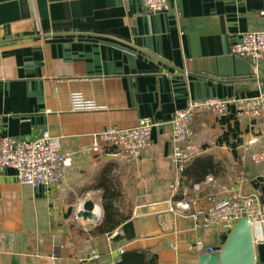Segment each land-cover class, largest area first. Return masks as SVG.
Here are the masks:
<instances>
[{
    "label": "crops",
    "instance_id": "crops-1",
    "mask_svg": "<svg viewBox=\"0 0 264 264\" xmlns=\"http://www.w3.org/2000/svg\"><path fill=\"white\" fill-rule=\"evenodd\" d=\"M262 9L264 0H175L160 12L142 0H0V136L48 132L72 157L52 188L3 171L0 264H116L121 248L148 249L158 264H199L197 240L220 250L229 232L195 228L168 201L176 186L195 183L183 169L197 157L212 164L207 193L264 200V160L252 159L264 148V115L242 118L234 107L222 116L198 113L186 165L174 159L171 119L190 99L264 93V62L255 69L231 52L244 33L264 28ZM74 92L100 108L74 110ZM145 117L158 125L135 162L95 137ZM104 183L120 189L118 204L130 217L97 233ZM95 205L98 222L78 215ZM253 233L255 264H264V229L255 224Z\"/></svg>",
    "mask_w": 264,
    "mask_h": 264
},
{
    "label": "built area",
    "instance_id": "built-area-1",
    "mask_svg": "<svg viewBox=\"0 0 264 264\" xmlns=\"http://www.w3.org/2000/svg\"><path fill=\"white\" fill-rule=\"evenodd\" d=\"M175 0H142L143 7L149 12H160ZM264 17V9L260 12ZM231 52L249 59L257 69L264 62V28L251 30L233 43ZM74 110H96L100 107L87 100L79 92L71 95ZM234 107L239 117L259 118L264 115V93L254 97H208L190 99L185 107L175 111L171 119L173 137V155L178 165H186L191 159L187 152L195 135L194 121L200 112H210L218 116L225 115ZM158 123L149 117L141 118L134 126L119 127L111 125L95 135L100 143H109L117 147L119 155L127 162L139 160L151 144V132ZM255 163L264 160V148L252 155ZM72 157L63 151L62 138L44 132L36 139H20L0 136V176L5 169L15 171L18 180L32 187L52 188L61 183ZM215 179L207 175L201 182H195L190 188L175 187L174 195L181 190L179 199L168 201L169 210L191 219L194 227L207 230L222 228L229 232L235 223L247 217L254 228L260 224L264 229V200L255 193L231 191L228 196L219 197L207 193V187L213 186ZM206 201L203 205L202 202ZM96 210V205L93 208ZM264 240V237H263ZM195 246L199 252L218 253L219 249L197 240ZM123 253L124 249H120ZM93 258L98 254L93 251Z\"/></svg>",
    "mask_w": 264,
    "mask_h": 264
},
{
    "label": "trees",
    "instance_id": "trees-1",
    "mask_svg": "<svg viewBox=\"0 0 264 264\" xmlns=\"http://www.w3.org/2000/svg\"><path fill=\"white\" fill-rule=\"evenodd\" d=\"M197 159L198 157L183 169L184 174L194 177V182L202 181L209 172L208 167H212L211 161L207 160L208 158L204 161H198ZM194 164H198V168L194 169ZM103 189V214L97 225V233L111 232L130 217V213H124L118 204V198L121 196L120 189L117 190L114 186L108 188L106 183H104ZM180 197L181 190L173 196L174 199ZM91 207L92 205L87 204V208ZM121 254L116 264H158L157 257L148 249L124 250Z\"/></svg>",
    "mask_w": 264,
    "mask_h": 264
},
{
    "label": "water",
    "instance_id": "water-1",
    "mask_svg": "<svg viewBox=\"0 0 264 264\" xmlns=\"http://www.w3.org/2000/svg\"><path fill=\"white\" fill-rule=\"evenodd\" d=\"M78 215L84 219L99 221L94 209L83 208ZM199 264H255L253 227L247 217L239 219L229 231L218 253L200 252Z\"/></svg>",
    "mask_w": 264,
    "mask_h": 264
}]
</instances>
